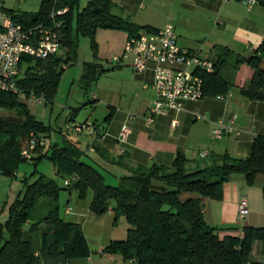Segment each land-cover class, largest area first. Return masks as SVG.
Returning a JSON list of instances; mask_svg holds the SVG:
<instances>
[{"label":"trees","instance_id":"16d2710c","mask_svg":"<svg viewBox=\"0 0 264 264\" xmlns=\"http://www.w3.org/2000/svg\"><path fill=\"white\" fill-rule=\"evenodd\" d=\"M256 2L264 7V0ZM78 5L79 0H41L34 22L25 13L8 14L16 23L31 28L46 22L53 9H67L58 19L63 22L62 46L69 49L77 44L79 36L89 37L93 42L97 29L124 31L129 38L139 36L141 31H150L115 16L112 13L115 5L109 0H88L80 11ZM230 56L228 50H221L218 60L213 61L214 72L201 75L205 96L214 98L229 92L231 85L221 71ZM67 63V58L59 56L46 60L22 57L20 89L27 96L33 93L45 103L51 102L63 65ZM241 65L254 72L241 94L250 101L264 102V37L251 55L236 58L234 67ZM97 73L96 66L84 67L80 82L85 89ZM0 107L25 115L21 122L0 119V173L15 176L19 162L25 161L20 154L30 134L46 141L49 129L30 115L15 95L0 92ZM94 148L100 151L97 145ZM78 157L65 146H53L50 154L45 151L31 162L35 164L43 158L52 160L57 169L77 178L72 185L81 194L92 193L91 211L103 214L111 209L115 220L124 218L126 239L111 242L102 254L118 255L132 264H264L251 259L253 243L264 241V229L244 227L239 237L221 238L217 229L206 224L200 199L220 200L223 186L235 177H243L246 185L252 186L257 175L264 176V136L254 139L248 157L224 153L192 161L177 154L170 166L151 164L127 168L131 176L121 179L115 187L106 185L99 171ZM23 183L22 195L9 207L7 220L0 222V264H41L42 258L65 264L72 259L87 258L79 226L58 216L56 183L43 175L30 184L26 180ZM42 223L50 227L41 233Z\"/></svg>","mask_w":264,"mask_h":264},{"label":"crops","instance_id":"0c3cea01","mask_svg":"<svg viewBox=\"0 0 264 264\" xmlns=\"http://www.w3.org/2000/svg\"><path fill=\"white\" fill-rule=\"evenodd\" d=\"M1 1L5 9V5L11 2L10 0ZM171 1L173 4L178 0ZM185 1L201 6L200 10L204 17H207V22L211 24L214 39L210 40L211 34H208L197 43L192 41L186 32L181 38L176 32V26L170 24L177 34L178 45L188 50H200L212 61L218 60L220 51L223 49L231 53L228 63L222 66L221 71L231 85L223 101L213 97L186 101L180 112H166L164 115L155 117L153 124L149 125L146 122V113L156 100L153 89V70L156 64L150 63L145 71L136 73L131 67V58L118 66L111 63L113 57L122 54L124 45L129 39V35L124 31L97 29L93 42L89 37H83L89 39L92 53V60L86 65L96 66L98 69L97 76L90 85H95L96 89L88 102L90 106L92 105V109L100 108L106 116L101 125L92 123L95 127L94 135L84 134L74 139L69 137L68 146H64L77 157L81 154L78 157L79 160L98 170L108 186L115 187L121 179L130 177L131 173L127 168L148 167L151 164L170 166L177 154H183L192 161L201 160L199 158L201 152H207L209 155L227 153L235 157H248L254 139L264 136V102L250 101L241 94V90L248 87L254 72L244 65L234 67L237 57L249 56L260 46L264 37V7L257 4L249 8L247 5L249 0ZM157 4L158 0H120L114 3L117 9L114 7L112 13L137 27L150 29V31H141L139 35L153 33L166 25L162 21V14L158 12ZM16 13L28 14L30 18L31 15L37 14L20 11ZM179 33L183 35L181 30ZM80 37L77 38V44L73 48L66 47L65 53L57 55L68 60V63L63 65V70L68 66L71 53L78 46ZM18 101L22 104L26 103ZM231 115H236L235 127L240 131V135H225L221 140L213 141L211 134L217 124L227 122ZM74 116L75 113L72 114L71 119H74ZM172 121H177L175 127L171 126ZM123 126L129 129V135L125 143H120L118 137ZM89 145H97L100 151L96 149L94 152L88 151ZM53 146L64 147L58 143H46V151L49 154ZM119 162L122 165H119ZM104 174L109 175L108 182ZM70 176L71 184L77 178L74 175ZM8 179L0 180L1 223L7 220L11 204L22 195L23 181L26 180L22 181V190L16 191L15 196H11L12 199L8 200L11 192L5 185ZM26 183L29 182L26 180ZM263 190V175H257L252 186H247L243 177H235L223 186L220 200L200 198L206 224L217 229L221 238L239 237L244 227L264 229ZM4 197L6 200H3ZM186 197L197 198L198 196L186 195ZM243 200L247 203V212L245 218L239 221L238 206ZM108 212L114 216L112 210ZM65 215L69 214L65 211ZM73 223L77 224V222ZM49 227L46 223H42L39 230L42 233L48 231ZM101 252L99 255L102 259L105 255ZM93 263V259L89 256L85 259H72L69 264ZM41 264L60 263H52L42 258Z\"/></svg>","mask_w":264,"mask_h":264},{"label":"rangeland","instance_id":"374dc122","mask_svg":"<svg viewBox=\"0 0 264 264\" xmlns=\"http://www.w3.org/2000/svg\"><path fill=\"white\" fill-rule=\"evenodd\" d=\"M10 1L9 4L5 5L8 13L19 11L38 13L41 4V0ZM171 2V0H158V12L162 14V21L165 24L176 26V32L180 34L181 38L185 36L184 32H186L190 35V39L197 43L201 42L203 36L208 34H211L210 40L214 39V33L212 34L211 32V24L207 22V17H204L202 10H200L199 7L201 6L188 3L185 0H178L173 4ZM87 3L88 0H79L77 10L80 11L85 8ZM115 9L117 8L115 7ZM76 12L75 10L74 13L76 14ZM211 18L214 20L213 17ZM214 26L216 27V25ZM180 30L183 35L179 33ZM65 52L66 46L63 47V51L61 50L58 55H62ZM91 60L90 41L87 38L80 37L78 46L71 53L68 66L61 72L59 85L52 101L49 103L41 101L33 104L32 102H26L24 104L30 115L48 127L47 144L58 143L60 146L66 145L67 147V139H74L80 135L74 133L65 135V131L68 130L67 132H69L75 125H81L85 121L96 125H101L104 122L106 115L101 112L100 108L92 109V105L90 106L88 102L92 93L95 92L96 86L92 85L85 89L80 82L83 67ZM74 113V119H71ZM24 116V113L18 110L0 107V119H11L15 122H21ZM41 175L56 183L59 189L57 198L58 216L65 222H77L84 240L83 253L88 254V257L91 256L94 261L93 264H132L130 261H123L118 255L106 254L102 259L99 255L111 242L126 239L127 225L124 218L119 217L115 220L110 212L97 214L91 211L89 208L92 199L91 192L86 191L81 194L72 183L69 187H66L65 181H70L71 176L57 169L52 160L43 158L35 164L31 161H20L14 177L0 174V180L10 179L5 184L7 190H11L8 200L12 199L11 196H15L16 191L22 190V181L24 179L30 184ZM104 176L108 182L110 180L109 175L104 174ZM12 192H14V195H12ZM5 198L3 200H6ZM110 206H113V204L111 203ZM67 209L71 210L69 215H65ZM251 257L254 261L264 263V241L253 243ZM70 261L65 264H69Z\"/></svg>","mask_w":264,"mask_h":264},{"label":"built area","instance_id":"2783aa9c","mask_svg":"<svg viewBox=\"0 0 264 264\" xmlns=\"http://www.w3.org/2000/svg\"><path fill=\"white\" fill-rule=\"evenodd\" d=\"M117 3L120 0H109ZM248 7L257 5L256 0H249ZM68 12L67 9H53L48 20L31 28H25L16 23L5 9L0 0V92L15 95L23 102L40 103L42 97L33 93L29 96L20 89L19 66L22 57H30L36 60H46L57 56L62 48L63 22L58 18ZM131 58V67L136 73H141L148 68L150 63H155L153 70V89L156 100L146 113V122L153 124L155 117L166 112H180L186 101H198L205 96L203 91V79L201 75L214 72V63L206 58L200 50H188L178 45V37L174 28L166 24L161 30L141 34L129 38L120 56L112 58L111 63L120 65ZM227 95L214 97L223 101ZM236 115H231L227 122H219L211 134L213 141L221 140L225 135H240L235 127ZM177 121H172L175 127ZM95 127L87 122L75 125L67 134L94 135ZM129 135V129L123 126L120 129L118 141L125 143ZM93 145H89L88 151L94 152ZM46 141L40 136L31 133L29 139L21 150V158L31 161L33 158L44 154ZM207 152L199 153V158L205 159ZM65 186H70V181H65ZM247 203L243 200L238 206V220L245 218ZM71 210L67 209L66 214ZM105 255V254H103Z\"/></svg>","mask_w":264,"mask_h":264},{"label":"water","instance_id":"95a60500","mask_svg":"<svg viewBox=\"0 0 264 264\" xmlns=\"http://www.w3.org/2000/svg\"><path fill=\"white\" fill-rule=\"evenodd\" d=\"M94 12H97V9H94ZM36 15H31L32 21L34 22L36 20Z\"/></svg>","mask_w":264,"mask_h":264}]
</instances>
